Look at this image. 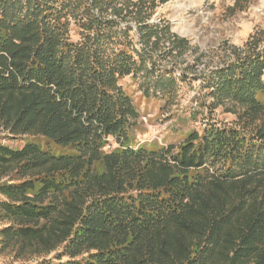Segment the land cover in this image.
<instances>
[{"label": "trees", "instance_id": "obj_1", "mask_svg": "<svg viewBox=\"0 0 264 264\" xmlns=\"http://www.w3.org/2000/svg\"><path fill=\"white\" fill-rule=\"evenodd\" d=\"M167 1L0 0V132L23 139L0 144V256L264 264V32L197 71L151 21ZM193 81L195 113L235 121L132 145L130 84L167 109Z\"/></svg>", "mask_w": 264, "mask_h": 264}, {"label": "rangeland", "instance_id": "obj_2", "mask_svg": "<svg viewBox=\"0 0 264 264\" xmlns=\"http://www.w3.org/2000/svg\"><path fill=\"white\" fill-rule=\"evenodd\" d=\"M235 1L243 7L242 10L230 11ZM159 19L167 21L174 34L188 40L193 51L184 55L186 63L201 71L216 65L228 54V47H240L249 35L264 32V0H168L156 10L151 21ZM199 84L200 81H193L190 86L183 85L176 102L167 109H162V99H144L136 91L137 86L130 84L129 90L140 114L139 130L132 145L164 146L178 142L189 130L200 131L206 122L219 126L232 124L235 116L221 110L212 115L204 110L193 111L197 106L192 99L200 98L202 94L198 92ZM192 113L194 115L191 116ZM0 144L20 148L23 139L11 138L6 132H0ZM55 256L56 253H52L45 257L14 260L5 255L0 256V264H37L43 258L53 260Z\"/></svg>", "mask_w": 264, "mask_h": 264}]
</instances>
